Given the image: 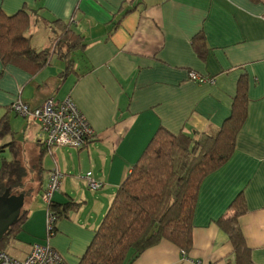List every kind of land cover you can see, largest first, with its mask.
Instances as JSON below:
<instances>
[{
    "label": "crops",
    "instance_id": "crops-1",
    "mask_svg": "<svg viewBox=\"0 0 264 264\" xmlns=\"http://www.w3.org/2000/svg\"><path fill=\"white\" fill-rule=\"evenodd\" d=\"M22 9L31 16L27 36L35 51L51 53L64 29L80 45L68 55L62 50L73 67L66 74L62 52L51 54L40 70L0 58V123L8 126L0 136V165L16 159L23 185L30 181L36 189L22 195L19 214L26 219L9 245L16 242L17 252L6 253L21 260L33 244L48 242L67 264H78L156 130L193 135L220 128L233 113L244 76L246 119L229 162L199 189L191 250L183 256L162 241L131 264H235L216 221L229 216L240 193L246 206L238 219L241 232L252 263L264 264V0H0L3 15ZM199 34L208 49L205 59L192 44ZM190 71L213 84L189 81ZM66 97L94 137L82 150L63 148L50 156L39 123L15 115L10 106L22 101L38 108ZM54 166L62 179L51 206L75 205L56 217L47 241L42 194ZM87 172L102 183L100 190L86 187L81 177Z\"/></svg>",
    "mask_w": 264,
    "mask_h": 264
},
{
    "label": "trees",
    "instance_id": "trees-1",
    "mask_svg": "<svg viewBox=\"0 0 264 264\" xmlns=\"http://www.w3.org/2000/svg\"><path fill=\"white\" fill-rule=\"evenodd\" d=\"M30 19L24 9L13 16L0 13V58L4 63L40 70L51 54L67 49L70 50L68 55L80 45L79 39L64 29L51 47V53L35 51L27 36ZM192 44L196 55L205 59L208 49L203 36H196ZM61 58L66 74L72 70V63L65 59V51ZM246 101L247 81L243 76L237 82L233 113L220 128L188 135L183 132L172 134L159 127L116 190L78 264H131L143 251L162 241L171 243L186 256L193 245V218L199 189L209 175L221 169L233 156L237 136L246 119ZM7 133V123L2 121L0 136ZM22 176V168L16 159L3 161L0 165V196L6 190L10 195L27 196L29 191L23 189ZM73 205L47 208L57 217L66 214ZM227 210L229 216L218 219L216 224L227 236L234 263L253 264L238 222L246 212L242 193ZM25 219L26 215L20 213L3 236L0 251L7 252L10 240L20 232Z\"/></svg>",
    "mask_w": 264,
    "mask_h": 264
},
{
    "label": "built area",
    "instance_id": "built-area-1",
    "mask_svg": "<svg viewBox=\"0 0 264 264\" xmlns=\"http://www.w3.org/2000/svg\"><path fill=\"white\" fill-rule=\"evenodd\" d=\"M188 80L196 84H213L208 77L190 71ZM10 110L24 119H33L39 123L44 133V146L51 156L54 152L63 148L80 150L84 148L88 139L94 136L92 127L80 113L70 97L62 101L48 99L42 106L32 108L22 101H16L10 106ZM86 187L92 191L102 188V183L97 181L92 172H87L81 177ZM62 175L56 166L49 172L42 201L46 206L51 205L52 197L59 191ZM56 215L46 209L45 230L46 239L54 235ZM183 256L184 253H182ZM0 264H67L62 257L46 244H33L30 251L21 260L11 257L4 251H0Z\"/></svg>",
    "mask_w": 264,
    "mask_h": 264
},
{
    "label": "water",
    "instance_id": "water-1",
    "mask_svg": "<svg viewBox=\"0 0 264 264\" xmlns=\"http://www.w3.org/2000/svg\"><path fill=\"white\" fill-rule=\"evenodd\" d=\"M22 201V195H10L9 190L0 196V242L9 228L17 221Z\"/></svg>",
    "mask_w": 264,
    "mask_h": 264
},
{
    "label": "rangeland",
    "instance_id": "rangeland-1",
    "mask_svg": "<svg viewBox=\"0 0 264 264\" xmlns=\"http://www.w3.org/2000/svg\"><path fill=\"white\" fill-rule=\"evenodd\" d=\"M69 149H72V148H69ZM74 151H78L77 149H73ZM81 150V149H80ZM73 152V151H72ZM48 155H50V154H48ZM51 156V155H50ZM52 158V157H51ZM84 174V173H83ZM23 189H24V191H30V195H32V193H34V191L36 190L35 188H34V185H33V182H30V181H28L27 183H25L24 185H23ZM34 190V191H33ZM36 201H38V198L36 197V199H35ZM42 203V202H41ZM42 205H46V204H44V203H42ZM31 207H34V204H32L31 205ZM15 245H16V242L15 243H12L11 244V247H9V246H7V248H6V250L7 251H9L11 254H15L14 253V251H15V249H13V247H15ZM17 247V246H16ZM15 252H17V251H15Z\"/></svg>",
    "mask_w": 264,
    "mask_h": 264
}]
</instances>
